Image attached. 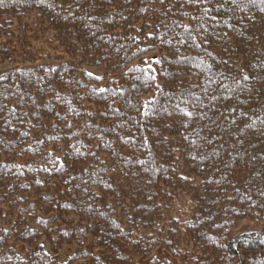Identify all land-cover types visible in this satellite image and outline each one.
Instances as JSON below:
<instances>
[{"label": "trees", "instance_id": "16d2710c", "mask_svg": "<svg viewBox=\"0 0 264 264\" xmlns=\"http://www.w3.org/2000/svg\"><path fill=\"white\" fill-rule=\"evenodd\" d=\"M5 63L0 264H264V0H0Z\"/></svg>", "mask_w": 264, "mask_h": 264}, {"label": "rangeland", "instance_id": "374dc122", "mask_svg": "<svg viewBox=\"0 0 264 264\" xmlns=\"http://www.w3.org/2000/svg\"><path fill=\"white\" fill-rule=\"evenodd\" d=\"M154 54V53H153ZM152 52H148L145 55V61H148V59L152 58ZM149 64H152L151 61L148 62ZM5 64H0V66H5ZM264 225V221H251V220H242L238 223L236 228L234 229L233 233L235 236L239 237L242 233L250 232V231H257L260 230ZM74 250L71 246H66L61 254L62 259H68V256L71 255Z\"/></svg>", "mask_w": 264, "mask_h": 264}]
</instances>
